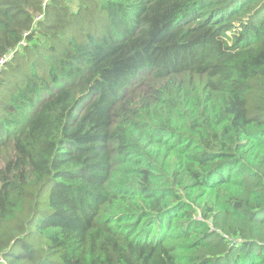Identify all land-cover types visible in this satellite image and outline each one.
<instances>
[{"label": "trees", "instance_id": "obj_1", "mask_svg": "<svg viewBox=\"0 0 264 264\" xmlns=\"http://www.w3.org/2000/svg\"><path fill=\"white\" fill-rule=\"evenodd\" d=\"M0 264H264V0H0Z\"/></svg>", "mask_w": 264, "mask_h": 264}]
</instances>
